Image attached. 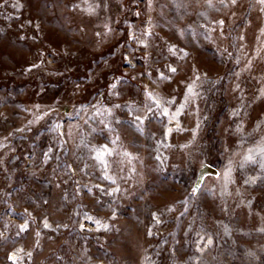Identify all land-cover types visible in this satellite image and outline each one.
Returning <instances> with one entry per match:
<instances>
[{
  "label": "rangeland",
  "instance_id": "1",
  "mask_svg": "<svg viewBox=\"0 0 264 264\" xmlns=\"http://www.w3.org/2000/svg\"><path fill=\"white\" fill-rule=\"evenodd\" d=\"M262 9L0 0V264H264Z\"/></svg>",
  "mask_w": 264,
  "mask_h": 264
},
{
  "label": "snow or ice",
  "instance_id": "2",
  "mask_svg": "<svg viewBox=\"0 0 264 264\" xmlns=\"http://www.w3.org/2000/svg\"><path fill=\"white\" fill-rule=\"evenodd\" d=\"M231 2H232L233 4H235V3H236V0H231ZM258 3L261 4V5H264V0H258ZM262 10H264V9H262ZM219 23H220V24H223V21H220ZM170 71L175 72L176 69H175V68H171ZM197 79H198V77H197ZM189 90H191V89H189ZM147 97H148L149 99L153 100V102L155 103V105H156L157 108H161V107H163V103H168V104L173 103V101H171V100L166 101V102H163L161 99L156 98V97L153 95V93H151V92L147 93ZM115 107H120V105H116ZM148 110H149V111H152L151 108H149ZM163 115H165V116H169V115H170V113H169V111H168L167 108H164V109H163ZM40 118H41V117H38L37 119H40ZM145 118H146V117H145ZM173 118H175V117H173ZM140 119H141V118H140L139 116H136V117L134 118L135 121H139ZM117 122L119 123V121H117ZM169 131H171V129H169ZM104 147L106 148V146H104ZM259 151H260L261 155L264 156V147L260 148ZM249 153H250V154H249L248 156H246L245 159H246L247 161H254L255 157H254V155L251 154V153H252V149H249ZM102 156H103V153H98V155H97V159H102ZM253 179H254V178H253ZM193 191L195 192V189H193ZM157 222H159V221H157ZM26 227H27L26 224H25L24 226H22V227H21V231L25 230ZM43 227H44V228H49V227H50V225L48 224L47 220L44 221ZM149 235H151V231H149ZM200 239L203 240L204 237H200ZM198 243H199V242H198ZM208 244H211V240H210V239L208 240ZM205 247H207V245H205ZM198 250H199V251H202L203 249H202V248H198ZM17 251H20V250H17ZM8 259H9V260H12V261H13V264H17V261H18L19 257H18L17 255H10V256L8 257Z\"/></svg>",
  "mask_w": 264,
  "mask_h": 264
},
{
  "label": "water",
  "instance_id": "3",
  "mask_svg": "<svg viewBox=\"0 0 264 264\" xmlns=\"http://www.w3.org/2000/svg\"><path fill=\"white\" fill-rule=\"evenodd\" d=\"M208 174H217V170L216 168H214L212 165L210 164H203L202 167L199 169L198 174H197V178L195 181V187L199 186L204 178L205 175Z\"/></svg>",
  "mask_w": 264,
  "mask_h": 264
}]
</instances>
